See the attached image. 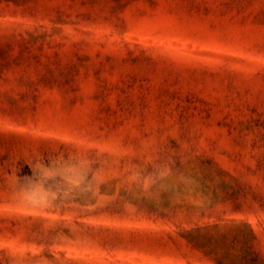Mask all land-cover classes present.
<instances>
[{
	"label": "rangeland",
	"instance_id": "1",
	"mask_svg": "<svg viewBox=\"0 0 264 264\" xmlns=\"http://www.w3.org/2000/svg\"><path fill=\"white\" fill-rule=\"evenodd\" d=\"M1 53L0 194L36 183L0 264L133 262L107 243L161 211L264 225V0H0Z\"/></svg>",
	"mask_w": 264,
	"mask_h": 264
},
{
	"label": "trees",
	"instance_id": "2",
	"mask_svg": "<svg viewBox=\"0 0 264 264\" xmlns=\"http://www.w3.org/2000/svg\"><path fill=\"white\" fill-rule=\"evenodd\" d=\"M121 1V0H113ZM108 6H106L107 8ZM6 56L0 54V67L5 62ZM36 171L28 164L22 165L16 173L17 179L7 187V192L0 194V202L13 206H32L30 196L35 190ZM50 198V195H48ZM151 214H155L151 212ZM190 212L183 217L176 211H161L155 216L165 219L162 228L125 226L110 240V248L116 252H129L136 254L134 261L114 259L112 264H163L162 260H169L167 264H258L257 252L254 243L257 235L264 233L262 223L254 227L251 223H240L232 225L235 230L248 228L247 232L237 233L232 236L231 242H227L229 233L223 230L224 224H204V218L210 216L205 211ZM153 217V216H151ZM185 218H192L191 221ZM178 223L179 226L187 225L185 229L165 227L170 223ZM242 238L239 239V238ZM243 242L241 255L233 254L231 251L237 243ZM101 247V246H100ZM102 249V247H101ZM96 260V259H94ZM100 263L107 260L97 259Z\"/></svg>",
	"mask_w": 264,
	"mask_h": 264
}]
</instances>
